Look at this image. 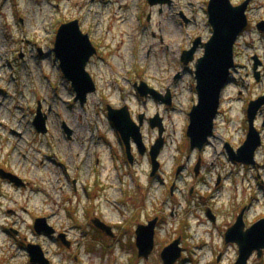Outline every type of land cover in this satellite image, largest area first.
<instances>
[{"label":"rangeland","instance_id":"obj_1","mask_svg":"<svg viewBox=\"0 0 264 264\" xmlns=\"http://www.w3.org/2000/svg\"><path fill=\"white\" fill-rule=\"evenodd\" d=\"M210 1L151 6L148 0H0V169L25 183V188L13 187L0 180V264H27L32 244L41 246L50 264H161L162 250L182 235L184 260L177 264L237 261L236 244L223 246L232 213L247 210L248 225L264 218V106L254 118L262 139L254 166L233 164L225 146L237 151L244 144L248 105L264 96V33L257 30L264 22V0L249 5V26L235 48L237 67L221 100L216 138L203 154L206 162L199 164L206 173L198 184L195 168L204 152L190 151L187 129L198 100L196 61L213 34ZM231 1L240 5L245 0ZM74 20L100 57L87 66L97 92L85 107L75 103V93L49 51L59 27ZM198 38L202 45L195 61L185 66L183 52ZM254 58L262 63L259 80ZM142 82L164 95L170 90L173 105L154 99L146 103L135 88ZM39 105L48 118L45 135L33 124ZM125 106L133 119L145 117L148 153L140 155L131 140L132 163L116 143L107 117L109 107ZM157 114L166 146L159 158L162 171L152 178L149 150L159 130L151 128L149 119ZM174 180L178 189L172 197ZM206 208L220 216L215 227L206 220ZM37 218L54 234L38 235ZM95 219L114 227L115 237L97 229ZM148 219H158L155 248L149 259L138 258L136 230L148 226ZM9 220L15 239L3 230ZM249 264H264V254H255Z\"/></svg>","mask_w":264,"mask_h":264},{"label":"water","instance_id":"obj_2","mask_svg":"<svg viewBox=\"0 0 264 264\" xmlns=\"http://www.w3.org/2000/svg\"><path fill=\"white\" fill-rule=\"evenodd\" d=\"M252 0H246L241 5L235 6L231 0H211L208 6L209 25L213 34L210 40L204 44V55L196 61L194 79L198 103L190 113V125L187 136L190 140L191 151H203L214 135V123L219 113L223 92L231 83L232 71L235 69V45L239 37L248 27L247 11ZM151 6L159 4H170V0H148ZM258 31L264 33V22L257 26ZM202 45L198 38L193 47L183 53L182 61L185 66L195 61V55ZM54 54L59 62L60 70L65 79L70 83L75 93V103L84 107L88 102V97L97 91L96 84L87 66L91 59L97 54L90 36L81 30L78 20L63 24L56 37ZM255 77L259 80L258 68L261 62L254 58ZM141 97L152 95L158 100H162L166 105L171 106L170 92L162 98L155 90L148 89L147 84L142 83L138 88ZM264 106V96L257 101L250 103L248 107L249 132L245 143L237 152L226 144L225 148L229 158L236 163L245 165L255 164V154L262 145L259 132L254 126V118L258 111ZM144 115L139 118V125L132 119L128 107L121 110L108 108V120L113 124L115 131L120 135L126 147L128 160L132 163L131 140H134L141 155H145L147 148L143 142L141 128L144 124ZM47 116L42 113L41 106L34 120V127L39 134H47ZM152 129L159 130L160 138L150 150L152 160V177H154L160 164L158 157L164 147V127L159 116L151 119ZM65 132L71 136L72 131L63 125ZM71 138V137H70ZM0 176L4 180H9L18 185L20 180L0 170ZM94 226L104 232L109 237H115L112 227L103 223L99 219L93 221ZM158 219H155L148 226H138L136 230V247L140 258L149 259L155 248V234ZM35 230L38 235H52L54 230L45 226V220L40 219L35 223ZM64 245L69 247L64 236L61 237ZM226 243L236 244L239 247V258L235 264H249V260L257 252L259 258L264 251V219L258 221L250 228L246 229L243 215H240L237 222L228 230L225 236ZM181 238L165 247L161 253V264H177L182 258L183 249L180 246ZM28 253L33 264H50L45 258L41 246L30 245Z\"/></svg>","mask_w":264,"mask_h":264},{"label":"flooded vegetation","instance_id":"obj_3","mask_svg":"<svg viewBox=\"0 0 264 264\" xmlns=\"http://www.w3.org/2000/svg\"><path fill=\"white\" fill-rule=\"evenodd\" d=\"M60 28V27H59ZM55 42H56V39H55ZM32 42H31V40H28L27 41V44L28 45H30ZM36 46H37V44H36ZM54 47H55V44H54ZM54 49V48H53ZM38 52H40L41 53V55L43 54V51H42V49H40V50H38ZM50 54H53L54 55V57H55V54H54V51L52 52L51 51V53ZM94 58H100L99 57V53L96 55V56H94L92 59H91V61L90 62H92V60H94ZM54 60H56V58L54 59ZM56 62H58V60H56ZM59 63V62H58ZM90 64V63H89ZM137 85L138 84H135V88H137ZM170 92V90L168 91V93ZM158 94L162 97V98H165L166 97V95H164V94H162V93H160L159 91H158ZM171 94V93H170ZM171 101H172V105H173V96H172V94H171ZM150 99V100H152V99H154L155 100V103H159L160 105H162L164 102L162 101V100H158V99H156V98H154V97H151V96H149L148 98H146L145 100H146V103H147V101ZM145 100H143V103H144V101ZM88 103V102H87ZM165 105V104H164ZM171 105V106H172ZM166 106V105H165ZM170 106V107H171ZM115 110H120V109H118V108H116ZM43 113V112H42ZM36 114H38V111H37V113ZM45 116H46V114L45 113H43ZM142 115H144V114H142ZM220 111H219V113H218V115H217V117H216V120H215V125H214V131H215V126H217L216 124V122H217V120L220 118ZM141 116V115H140ZM140 116H138V119L136 120L135 118H134V120L135 121H139V118H140ZM156 116H159V118H160V115L159 114H157ZM108 117V116H107ZM151 119H153V118H151ZM151 119H149V123H150V121H151ZM164 120V119H163ZM163 122V121H162ZM248 122V121H247ZM34 124V123H33ZM147 124V123H146ZM112 125V124H111ZM144 126H145V118H144ZM112 128H113V130L115 131V128H114V126L112 125ZM165 130V129H164ZM114 135H115V139H116V143L119 145V146H121L122 148H123V150H124V145H123V142H122V139H121V137H120V135L115 131L114 132ZM247 135H248V133H247ZM158 138H159V134H158ZM214 138H216V135H215V133H214V136L210 139V141L212 140V139H214ZM163 139H165V144H164V148L161 150V152H160V155H159V158L161 157V155L163 154V151L165 150V146H166V132H165V135H164V138ZM262 140V139H261ZM134 141V140H133ZM133 143V142H132ZM190 143V142H189ZM212 143V142H211ZM134 144L132 145V151H133V148H134ZM153 146V145H152ZM152 146H151V148H152ZM209 146H211V145H209ZM209 146H207L205 149H204V153H202V155H201V157H200V159H199V161H198V163H197V166H196V168H195V176H194V178L196 179V181L198 182V184H199V182H200V184H203V182L202 181H199L201 178H203V177H205V173L206 172H203V171H199L200 170V167H199V164L201 163V164H203L202 163V158H203V154H205L206 153V150H207V148H209ZM262 146V145H261ZM260 146V147H261ZM259 147V148H260ZM150 148V149H151ZM258 148V149H259ZM139 151V150H138ZM190 151H191V148H190ZM149 152H150V150H149ZM192 152V151H191ZM197 152V151H196ZM147 153H148V151H147ZM200 153V152H199ZM139 154H140V151H139ZM181 154H183V151H181ZM201 154V153H200ZM141 155V154H140ZM206 160V159H205ZM205 160H203V161H205ZM201 161V162H200ZM206 162V161H205ZM244 165V164H243ZM199 167V168H198ZM180 168V167H179ZM177 169V172H176V178H178L177 180H179V178H180V175H178L179 174V171L181 170V169ZM198 168V169H197ZM1 170V169H0ZM4 170V169H3ZM160 170H161V166H160V169H159V172H160ZM184 170V169H183ZM162 171V170H161ZM8 174H13V172H9V171H6ZM158 176V174L156 175V177ZM220 177V176H219ZM210 180L212 179V177L210 176V178H209ZM0 180H1V177H0ZM2 181V180H1ZM9 181V180H8ZM4 182H6V181H4ZM176 180H174L173 181V185H172V197H174L175 195H176V189H178V187H177V184H176ZM7 183H9V186L11 185V186H13V187H15L16 185H14L13 184V182H7ZM221 183V177L219 178V183H218V185ZM19 185L20 186H23V188H25V183L23 182H21V180H20V182H19ZM191 194H192V192H191ZM247 210H238V212H233L232 214H233V216H234V218H231V221H230V223L227 225V227H228V230L237 222V220H238V218L240 217V215H243V220H244V223H245V226H246V229H248V228H250L253 224H255L257 221L256 220H258L259 218H261V217H259L258 219H256L253 223H251V224H249L250 225V227H249V225L247 224V212H246ZM10 212L11 213H13L14 215H17V212L13 209V208H11L10 209ZM70 213V212H69ZM204 215H205V217H206V220H208V222L211 224V226L212 227H215L216 225H218L219 224V220H220V216H218L214 211H213V209H212V211L211 210H207V208H206V210H205V212H204ZM233 216H231L230 215V217H233ZM262 217H264V215L262 216ZM235 219V220H234ZM264 219V218H263ZM233 220H234V224L232 223L233 222ZM151 221V219H148L146 222L147 223H149ZM146 223V224H147ZM233 224V225H232ZM190 226V225H189ZM231 226V227H230ZM114 228V227H113ZM228 230H227V232H228ZM222 231V230H221ZM223 233V232H222ZM178 238H180V237H178ZM182 242L184 241V239H183V235H182ZM230 244H227L226 243V239H225V237H224V239H223V246H225V247H227V246H229ZM236 247H237V249L239 250V248H238V246L236 245ZM239 253V252H238ZM217 261H220V256L218 257V259H217Z\"/></svg>","mask_w":264,"mask_h":264}]
</instances>
